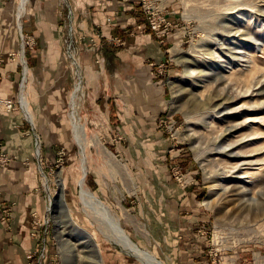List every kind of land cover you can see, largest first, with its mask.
<instances>
[{
  "label": "rangeland",
  "instance_id": "1",
  "mask_svg": "<svg viewBox=\"0 0 264 264\" xmlns=\"http://www.w3.org/2000/svg\"><path fill=\"white\" fill-rule=\"evenodd\" d=\"M150 2L155 11L138 0L142 22L160 40L177 31L181 41L179 50L167 51L164 60L144 61L149 76L162 78L167 87L168 107L155 119L159 134L118 131L121 124L115 119L112 134L86 129L80 118L86 94L80 90V68L66 52L68 45L75 55L81 43L97 40L100 62L93 54L101 70L104 46H121L124 41L104 36L100 28L92 32L74 28L69 17L61 28L71 71L72 94L65 110L71 138L65 142L64 134H51L48 129L44 138L33 132L41 162L38 189L44 200L38 214L46 213L48 204L50 210L45 233L35 228L47 244L43 264L97 263L85 245L98 250L100 264H143L105 234L104 220L82 198L81 180L108 207L129 239L162 264H264V0ZM160 18L165 33L159 36L150 21ZM227 19L231 33L223 29ZM106 22H111L110 17ZM19 33L23 55L33 41ZM27 38L31 41L22 45ZM21 58L16 93L0 90V97L9 99L13 108L0 111L18 108L31 121L25 112L29 108L20 102H25L26 82ZM215 94L222 99L209 105L207 98ZM71 113L82 127L81 143ZM45 140L54 145L48 155L42 149ZM0 155L5 157L0 163L4 165L7 157ZM176 186L195 194L207 220L196 219L189 225V208L175 214V204L160 199L166 190L172 194L178 190ZM66 244L72 248L68 261Z\"/></svg>",
  "mask_w": 264,
  "mask_h": 264
},
{
  "label": "crops",
  "instance_id": "2",
  "mask_svg": "<svg viewBox=\"0 0 264 264\" xmlns=\"http://www.w3.org/2000/svg\"><path fill=\"white\" fill-rule=\"evenodd\" d=\"M20 5V0H0V90L16 93L22 69L20 56L11 59L10 54L19 52L22 32L33 41L23 53L24 101L32 125L21 109L0 111V152L7 157L0 165V264H23L25 253L37 247V240L30 237L31 212L41 213L44 200L38 189L40 171L32 155L34 130L43 138L48 130L64 134L65 142L71 138L65 114L72 94L71 71L61 35L67 18L74 28L87 32L100 28L104 36H119L124 41L121 46H104L101 70L90 42L84 41L75 52L80 90L86 94L80 118L96 134H112L113 119L121 124L116 129L127 134H159L155 119L168 107L167 87L162 78L149 76L144 61L164 60L167 51L179 50L181 42L177 31L163 40L157 38L142 22L138 0H25L24 9L18 12ZM42 149L48 155L54 145L45 140ZM175 188L173 194L166 190L159 195L160 199L174 203L175 214H180V208H189V225L196 219L207 220L195 194ZM5 208L9 215L2 218Z\"/></svg>",
  "mask_w": 264,
  "mask_h": 264
},
{
  "label": "bare ground",
  "instance_id": "3",
  "mask_svg": "<svg viewBox=\"0 0 264 264\" xmlns=\"http://www.w3.org/2000/svg\"><path fill=\"white\" fill-rule=\"evenodd\" d=\"M24 9V0H22L21 5L19 6V11L18 12H22V10ZM24 12V11H23ZM21 16V15H20ZM228 23V26H225L223 29L226 30L228 33H231L232 31V26L230 24L229 19L226 20ZM225 25V24H224ZM22 48L19 50L18 54L20 57H23L22 52H21ZM230 51V50H227ZM69 57L73 60V63L76 64L77 68L78 63H77V58H74V53H70L69 51L67 52ZM22 62L24 63V59L21 58ZM24 68V66H23ZM79 83H80V77H79ZM220 95L219 94H215L214 96L210 95L209 98H207V102L209 105H216L219 104V100L220 99ZM217 100V101H216ZM226 100V99H225ZM24 106H25V102ZM75 104V102H72V105ZM74 107V106H72ZM216 107V106H215ZM73 110V109H72ZM26 114L28 113V110L25 109ZM72 122L74 124V132L76 135V139L78 140L79 143H81L83 141V137H82V132H81V125L77 122V119L74 116V113L70 114ZM231 129V128H229ZM83 147V145H82ZM38 153V151H37ZM61 179H59L60 181ZM62 183V181H60ZM80 187H81V195L82 198L84 200V202H86L91 208L92 210L95 212V214H97L98 216L102 217V219L105 222V234L108 235L111 240H113L114 242H116L118 245H120L121 247H123L124 249H126L131 255H133L134 257H136L140 262H142L143 264H162L160 261H158L156 258H154L151 254L142 251L132 240L129 239V237L126 235V233L124 232V230L121 228L120 223L117 222V219H115V217L111 214V212L109 211L108 207L99 199L97 198L92 192H90L89 190H87L84 187V182L81 180L80 181ZM212 190L215 189V184L211 186ZM63 196V194H62ZM50 201V200H49ZM48 205H46V211L48 210ZM45 212V211H44ZM50 210L48 211L49 214ZM37 213V212H36ZM49 217V216H48ZM85 247H87V251H89L88 253H93L95 259L97 260V263H93V264H100V258L98 256V250L94 248V246L91 245H85ZM70 248L71 245L66 244L65 245V261H68L70 259ZM72 249V248H71Z\"/></svg>",
  "mask_w": 264,
  "mask_h": 264
},
{
  "label": "built area",
  "instance_id": "4",
  "mask_svg": "<svg viewBox=\"0 0 264 264\" xmlns=\"http://www.w3.org/2000/svg\"><path fill=\"white\" fill-rule=\"evenodd\" d=\"M141 3L143 6L151 8L152 10H154V8L152 6H150V3H151L150 0H141ZM161 19L162 18H160L159 20H153L152 22L150 21L151 28L153 30H155L159 36L163 35L165 33V29L161 28V26H162ZM98 36H100V35L99 34L94 35V37H96L97 39H98ZM68 38L71 42V40H72L71 32H69ZM79 38L84 39V36H80ZM22 40H23V38H22ZM108 40H116V42H118L120 39L118 40L117 38H110L109 37ZM29 41H31V40H29L27 38L25 43L22 42V45L28 44ZM90 41H91L90 46H94V48H92V49H94L93 52L95 51L96 61L100 62V59L98 58V55H97V51L100 47V45L98 44L99 42L97 40H95L94 38H90ZM69 48H70V43L68 45L66 52L69 51L71 53L72 51ZM20 102H21V106L23 107V102L22 101H20ZM20 102H19V104H20ZM0 108L10 110L13 108V104L9 99L0 97ZM33 143H34V146H33L32 155L36 159L37 164L40 165L41 162L39 159V148H38L39 145H38L37 138H34ZM37 151H38V153H37ZM4 161H5V157L0 155V163H3ZM47 211H49V209ZM47 211H46V213H44L42 215H39L35 211H33L31 213L30 236L32 239L39 240V244H37V248H35L34 250H31V251L25 253V259H24L23 264H43V262L45 260L47 244H46L45 239L38 238V237H39L40 233L41 234L45 233L46 227L49 225V217H48ZM8 215H9V209L5 208L3 210V217L2 218H4V216H8ZM36 226H37V228H39V227L41 228L38 230L40 233L35 230Z\"/></svg>",
  "mask_w": 264,
  "mask_h": 264
}]
</instances>
